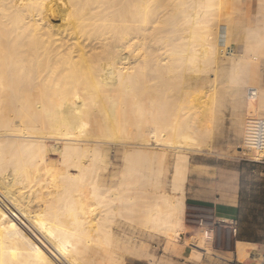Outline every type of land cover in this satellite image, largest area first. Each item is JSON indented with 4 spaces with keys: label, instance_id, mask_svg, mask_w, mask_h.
Listing matches in <instances>:
<instances>
[{
    "label": "bare ground",
    "instance_id": "obj_1",
    "mask_svg": "<svg viewBox=\"0 0 264 264\" xmlns=\"http://www.w3.org/2000/svg\"><path fill=\"white\" fill-rule=\"evenodd\" d=\"M256 3L0 0V264H171L184 244L209 251L184 236L188 159L215 149L225 95L242 96L233 133L264 113ZM110 144L130 147L119 166Z\"/></svg>",
    "mask_w": 264,
    "mask_h": 264
},
{
    "label": "crops",
    "instance_id": "obj_2",
    "mask_svg": "<svg viewBox=\"0 0 264 264\" xmlns=\"http://www.w3.org/2000/svg\"><path fill=\"white\" fill-rule=\"evenodd\" d=\"M256 1L249 0L251 13L256 12ZM253 80L255 82V72ZM260 88L264 93V83H260ZM230 95H225L221 109L222 117L217 121L219 130L215 131L213 139L215 149L206 153L207 155L196 152L189 156V167L183 186V201L185 212L199 207L209 209L216 218L236 219L237 235L230 249L211 248L209 253L205 250L199 252L195 250L192 255L200 259L189 260L188 264H249L245 259L240 258L238 250L243 254V251L257 250L255 246L264 248V154L256 156L247 150L237 149L243 144L245 130L243 131L242 128H245L241 124V133L237 134L235 131L233 133L234 128L230 120L232 123L237 122V118L234 119L231 113V105L233 98L242 96L241 93L235 97ZM244 109L246 108L240 109L242 117H245ZM242 117L238 123H243ZM233 149H237V153ZM224 152H227L225 153L227 155ZM185 246L183 245L180 254L174 257L189 255ZM248 258L252 260V264H255L253 257Z\"/></svg>",
    "mask_w": 264,
    "mask_h": 264
},
{
    "label": "built area",
    "instance_id": "obj_3",
    "mask_svg": "<svg viewBox=\"0 0 264 264\" xmlns=\"http://www.w3.org/2000/svg\"><path fill=\"white\" fill-rule=\"evenodd\" d=\"M251 97L255 96V91H248ZM245 137L243 149L247 151L264 150V116L251 117L245 126ZM187 220L192 223L189 227L198 233V239H206V244L210 248L230 249L235 242L237 235V220L234 218H216L209 209L192 208L186 211ZM260 264H264V259Z\"/></svg>",
    "mask_w": 264,
    "mask_h": 264
},
{
    "label": "rangeland",
    "instance_id": "obj_4",
    "mask_svg": "<svg viewBox=\"0 0 264 264\" xmlns=\"http://www.w3.org/2000/svg\"><path fill=\"white\" fill-rule=\"evenodd\" d=\"M55 21L59 22L58 19L54 20V23H55ZM71 42H73V40H70L69 43H71ZM232 49H234L235 52L237 51L236 48H232ZM261 75H262V82L264 83V71ZM258 97L261 98L260 95H258ZM263 114L261 115L262 117L264 116ZM261 116H259V117H261ZM50 137L49 138H43V139L46 141V143H48V144L50 143L51 145H52V143H58V142H60V140L64 139L62 137H58V138L56 137L57 139L55 138V136H50ZM129 149H130V147H125L123 145L110 144V154H111V159L113 161V164L116 166L121 165L125 161L124 155H125L126 151H128ZM237 149L241 150V146ZM237 149L234 150L235 153H237V151H236ZM249 152L254 153L252 151H249ZM55 154L56 153L51 152L49 154V156L54 158ZM255 155L260 156L258 153H255ZM170 160L171 161H170V165H169V170L171 169L172 158ZM171 179H172V175H171L170 171H167L164 174V176L161 178L162 189L165 190L167 193H170V194L172 193V191H174V187L172 186L173 183H172ZM22 194H23L22 190H19L16 192L17 196L24 198V195H22ZM0 203L3 204L4 202L2 200H0ZM184 214H185L184 220H185V224H186L185 225V233H184L185 240H187V242H189V241L190 242H197V243L201 242L200 240H197L198 239L197 231L195 229H192L191 227H189V225L190 224L192 225V223L187 220L188 216L186 215L185 208H184ZM152 243H153L152 246H153V248H155L156 253L160 255V253H162L161 244L156 243V242H152ZM184 245H186L185 247H186V250L189 251V255L184 254V256L174 257L171 264H188L187 261H189V260L198 261L200 259V258H196L194 255H192L195 251L190 247V246H192V244H184ZM208 248L211 251V248L210 247H208ZM255 248L257 249L256 250L257 255H256V257H253L255 259L254 263L260 264L261 261L264 259V248L262 246H255ZM210 251H207V253H209ZM254 253H255V250H254ZM201 255H200V257H201ZM245 261L249 264H252V260L249 258H246ZM127 264H156V262L150 263V262H145V261H142V262L127 261ZM157 264H165V263L157 262Z\"/></svg>",
    "mask_w": 264,
    "mask_h": 264
}]
</instances>
